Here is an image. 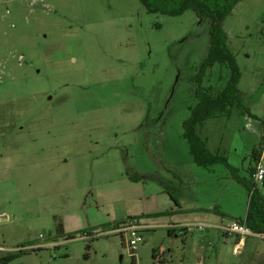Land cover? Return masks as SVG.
<instances>
[{"label":"rangeland","instance_id":"rangeland-1","mask_svg":"<svg viewBox=\"0 0 264 264\" xmlns=\"http://www.w3.org/2000/svg\"><path fill=\"white\" fill-rule=\"evenodd\" d=\"M32 1L0 0V243L23 248L7 264H264L263 239L235 252L208 221L244 219L264 148V0H240L223 22L239 100L198 129L225 160L207 168L182 124L208 21L139 0ZM229 77L215 64L202 86L216 94ZM132 218L149 224L134 254L113 230ZM173 224L194 231L170 236Z\"/></svg>","mask_w":264,"mask_h":264},{"label":"trees","instance_id":"trees-1","mask_svg":"<svg viewBox=\"0 0 264 264\" xmlns=\"http://www.w3.org/2000/svg\"><path fill=\"white\" fill-rule=\"evenodd\" d=\"M149 13H162L172 17L180 16L186 11H192L197 18L208 21L209 47L207 56L200 66L199 73L195 76L196 88L194 90L197 103L190 108V116L183 124V138L188 144L189 153L193 161L200 167L207 168L214 162H225V160L211 154L205 147L204 141L198 134V129L203 123L217 116H229L232 107L239 100L237 89L240 80V70L236 59L228 46V36L223 29V22L231 15L234 7L240 0H139ZM215 64L225 65L230 70V77L226 86L216 94H212L211 88L202 86V79L207 69ZM263 148L252 151V157L258 161L261 158ZM254 168V167H253ZM253 168L250 169V180L245 183L249 194L248 207L244 219H238L256 234L264 236V195L252 180ZM165 214L158 213L147 216L161 217ZM133 219V218H132ZM141 219V218H138ZM126 220L115 224L114 229L124 225ZM172 236L171 229L167 230ZM182 235L188 233L186 228L180 230ZM122 236V235H121ZM123 238V237H122ZM264 240V239H263ZM22 252V251H20ZM19 252V253H20ZM156 257V251L153 252ZM15 256L7 255L0 260V264H7Z\"/></svg>","mask_w":264,"mask_h":264},{"label":"built area","instance_id":"built-area-1","mask_svg":"<svg viewBox=\"0 0 264 264\" xmlns=\"http://www.w3.org/2000/svg\"><path fill=\"white\" fill-rule=\"evenodd\" d=\"M35 0L31 2V5L35 4ZM20 60H22L20 58ZM1 80V78H0ZM252 180L258 186L259 184L264 185V165L262 163V158H260L254 168L252 173ZM148 226H146L141 219L133 218L126 221L124 225L113 229L114 231L119 232L123 241L126 243V247L131 254H134L137 250V246L140 242H142V236L140 233L145 230ZM201 227V226H200ZM188 231H194L191 227H185ZM198 229V227L196 228ZM217 229L225 236V237H233L237 239V243L234 246V251L237 252L240 246L249 238H258L264 239L263 235L256 234L251 231L244 222L240 220H233L226 225H222L217 227ZM23 248L18 249H10L0 243V260L6 257L9 253L12 252H20Z\"/></svg>","mask_w":264,"mask_h":264},{"label":"crops","instance_id":"crops-1","mask_svg":"<svg viewBox=\"0 0 264 264\" xmlns=\"http://www.w3.org/2000/svg\"><path fill=\"white\" fill-rule=\"evenodd\" d=\"M263 154H264V148H263V150H262V152H261V158L263 159ZM176 206H177V208L178 209H180L179 211H180V214L181 213H183V212H185L184 210H181L182 209V207L180 206V204H178V203H176ZM169 216V215H168ZM162 217V216H161ZM161 217H153L154 219L156 218V219H159V218H161ZM142 219V218H141ZM234 220H236V219H234ZM238 220V219H237ZM146 226H148L149 224L144 220V218L141 220ZM208 221H211L213 224H215L217 227H219V226H222V225H226V224H228L229 222H231V221H233V220H229V221H227V222H224L222 219L221 220H215V219H212V220H208ZM181 223V222H180ZM173 226H177V229H175V230H173V229H171L172 231H174L173 233H172V235L173 234H175L177 231H179V230H181V229H183V227L185 228L186 226H187V224L185 225V224H183V225H180V224H173ZM217 227H215L216 229H217ZM168 229H170V227L169 228H167V230ZM168 251V255L170 256V249H168L167 250ZM163 252H165V251H163Z\"/></svg>","mask_w":264,"mask_h":264}]
</instances>
